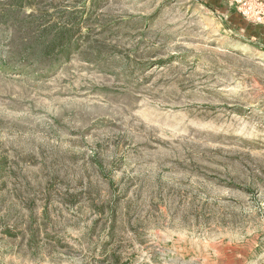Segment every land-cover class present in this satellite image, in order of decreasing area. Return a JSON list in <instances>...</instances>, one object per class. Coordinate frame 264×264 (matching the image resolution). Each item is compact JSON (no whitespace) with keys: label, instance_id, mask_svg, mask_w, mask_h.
<instances>
[{"label":"rangeland","instance_id":"374dc122","mask_svg":"<svg viewBox=\"0 0 264 264\" xmlns=\"http://www.w3.org/2000/svg\"><path fill=\"white\" fill-rule=\"evenodd\" d=\"M242 1L0 0V264H264Z\"/></svg>","mask_w":264,"mask_h":264},{"label":"built area","instance_id":"2783aa9c","mask_svg":"<svg viewBox=\"0 0 264 264\" xmlns=\"http://www.w3.org/2000/svg\"><path fill=\"white\" fill-rule=\"evenodd\" d=\"M261 2H264V1H261ZM242 7H240V9H242L243 13L246 15V16H249V18H254L253 20H261L262 19V11H257V8L259 5H257V3H248L246 2L245 0L242 1ZM256 7H255V6ZM261 13V14H260ZM259 14V16H258ZM255 15V16H254Z\"/></svg>","mask_w":264,"mask_h":264},{"label":"trees","instance_id":"16d2710c","mask_svg":"<svg viewBox=\"0 0 264 264\" xmlns=\"http://www.w3.org/2000/svg\"><path fill=\"white\" fill-rule=\"evenodd\" d=\"M58 33H56V34H53V36H52V38L51 37H49V43L45 46V48H49L51 45L53 46V45H55L56 43H58V42H60L61 40H59L60 39V37H63V35L62 34H68L69 32H71V29H69V28H64V29H61V30H59V31H57ZM69 35V34H68ZM70 38H71V34L69 35V40L68 41H70Z\"/></svg>","mask_w":264,"mask_h":264},{"label":"crops","instance_id":"0c3cea01","mask_svg":"<svg viewBox=\"0 0 264 264\" xmlns=\"http://www.w3.org/2000/svg\"><path fill=\"white\" fill-rule=\"evenodd\" d=\"M263 31V30H262Z\"/></svg>","mask_w":264,"mask_h":264}]
</instances>
